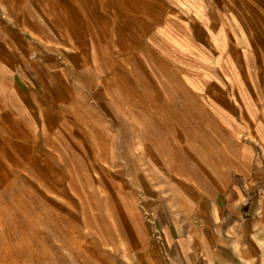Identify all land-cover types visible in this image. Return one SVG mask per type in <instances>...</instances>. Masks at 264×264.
Instances as JSON below:
<instances>
[{
    "label": "rangeland",
    "instance_id": "374dc122",
    "mask_svg": "<svg viewBox=\"0 0 264 264\" xmlns=\"http://www.w3.org/2000/svg\"><path fill=\"white\" fill-rule=\"evenodd\" d=\"M263 89L264 0H0V264H171L232 189L264 264Z\"/></svg>",
    "mask_w": 264,
    "mask_h": 264
},
{
    "label": "crops",
    "instance_id": "0c3cea01",
    "mask_svg": "<svg viewBox=\"0 0 264 264\" xmlns=\"http://www.w3.org/2000/svg\"><path fill=\"white\" fill-rule=\"evenodd\" d=\"M189 19L194 20L192 16ZM255 92V97L242 104V112L250 114L264 108V89ZM253 125L249 126L250 134L256 128L263 130L261 119L254 120ZM207 210L205 220L189 223L186 229L179 221L173 230L165 227L162 239L171 264H261L259 248L251 245V227L257 215L254 202L241 190L232 189L213 197Z\"/></svg>",
    "mask_w": 264,
    "mask_h": 264
}]
</instances>
